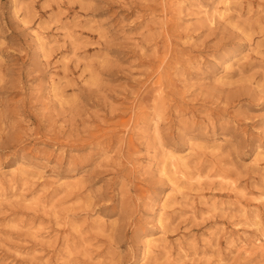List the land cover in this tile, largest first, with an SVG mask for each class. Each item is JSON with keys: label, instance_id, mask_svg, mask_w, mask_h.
I'll return each instance as SVG.
<instances>
[{"label": "rangeland", "instance_id": "rangeland-1", "mask_svg": "<svg viewBox=\"0 0 264 264\" xmlns=\"http://www.w3.org/2000/svg\"><path fill=\"white\" fill-rule=\"evenodd\" d=\"M263 195L264 0H0V264H264Z\"/></svg>", "mask_w": 264, "mask_h": 264}, {"label": "bare ground", "instance_id": "bare-ground-1", "mask_svg": "<svg viewBox=\"0 0 264 264\" xmlns=\"http://www.w3.org/2000/svg\"><path fill=\"white\" fill-rule=\"evenodd\" d=\"M223 2H225V1H223ZM231 2H232V1H230V3H231ZM227 3H228V2H227ZM223 4H224V3H223ZM227 6H228V5H227ZM222 9H223V8H222ZM222 9H221V10H222ZM225 9H226V8H225ZM228 10H229V9H228ZM224 12H226V11H224ZM218 13H219V12H218ZM222 13H223V12H222ZM225 14H226V13H225ZM212 15H213V14H212ZM219 15L222 16L221 13H219ZM223 15H224V14H223ZM215 16H216V15H215ZM215 16H214V17H215ZM211 19H212V17H211ZM40 35H41L40 38L42 39V38H43V37H42V34H39V36H40ZM46 44H47V42H46ZM46 44H45V45H46ZM227 69H229V68H227ZM160 90H161V89H160ZM157 92H158V91H157ZM170 151H171V150H170ZM170 151L168 150L169 153H170ZM169 153H168V155H169ZM171 153H172V151H171ZM172 154H173V153H172ZM174 154H176V152H175ZM174 154H173V155H174ZM168 155H167V156H168ZM173 155H172V157H173ZM182 155H183V154H182ZM170 156H171V155H170ZM172 157H171V158H172ZM177 157H178V156H177ZM168 159H169V158H168ZM175 159H176V158H175ZM175 159H173L175 162H172L173 164H171V165H174V166L176 167V166H178V165H176V164H177L176 162L178 161V159H176V160H175ZM173 160H172V161H173ZM169 161H171V160H169ZM180 161H181V160H180ZM184 161H185V159H184ZM187 161H188V160H187ZM168 163H169V162H168ZM181 163H183V161H182ZM167 165L169 166V164H167ZM179 165H180V164H179ZM181 165H182V164H181ZM175 167H174V169H175ZM180 167H181V166H180ZM182 167H183V166H182ZM169 168H170V167H169ZM171 168H172V167H171ZM174 169H173V171H175ZM179 170H180V169H179ZM187 170H188V169H187ZM16 172H17V171H16ZM176 172H177V171H176ZM179 172H180V171H179ZM184 172H186V171H184ZM14 173H15V172H14ZM181 173H183L182 168H181ZM186 173H187V172H186ZM16 174H17V173H16ZM175 174H176V173H175ZM178 175H180V174H178ZM183 175H184V174H183ZM183 175H182V176H183ZM185 175H186V174H185ZM185 175H184V176H185ZM173 176H174V178L176 177L175 175H173ZM186 176H187V175H186ZM176 180H177V178H176ZM185 180H186V179H185ZM263 196H264V195H263ZM260 197H261V196H260ZM260 199H261V198H260ZM259 240H260V239H259ZM259 240H258V241H259ZM148 242H149V241H148ZM260 242H261V241H260ZM260 242H259V243H260ZM154 243H155V241H154ZM244 243H245V242H244ZM263 243H264V242H263ZM148 244H149V243H148ZM150 244H151V242H150ZM152 245H153V243H152ZM156 247H158V246H156ZM151 248H152V247H150V249H151ZM150 249H149V250H150ZM153 249H154V248H153ZM152 251H153V250H152Z\"/></svg>", "mask_w": 264, "mask_h": 264}]
</instances>
